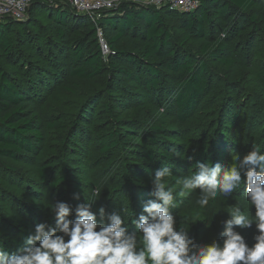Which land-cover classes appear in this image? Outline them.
Wrapping results in <instances>:
<instances>
[{
	"label": "rangeland",
	"instance_id": "374dc122",
	"mask_svg": "<svg viewBox=\"0 0 264 264\" xmlns=\"http://www.w3.org/2000/svg\"><path fill=\"white\" fill-rule=\"evenodd\" d=\"M173 11L178 14L181 12ZM32 16L35 24H27V14L21 21L25 23L15 27L13 34L18 36L15 45L20 53L37 62L43 60L34 55L37 49L40 51L39 45L48 40H51L50 45H54L56 36L53 25L43 11L35 10ZM211 16L216 18L215 13H211ZM164 20L174 43L179 45L187 37V32L166 14ZM239 22L241 25L235 27L237 32L231 43V50L224 55L225 58L234 60L231 67H226L218 59H209L203 55V37L190 34L183 49L176 47L179 54L190 53L197 60L207 63L213 86L206 103H201L196 112L184 122L176 117L172 97L171 100H166L165 106L160 105L156 100L144 97L137 85H131L127 81L124 82L125 85L135 94L130 101L131 108L119 109L116 119L111 116L101 118V101L92 97L84 106L82 104L89 95H95L104 88L108 71L91 80H80L68 75L67 68L64 69L65 60L60 65L63 72L56 71L58 78L49 79V88L44 93L40 92V98L36 101L43 122L56 123L54 128L45 130L41 151L37 155H23L18 161L0 157V244L3 248L9 253H15L24 246L27 238L22 242L20 240L24 236L28 237L35 224L46 221L54 225V216L49 209L56 201H65L70 207L92 202L91 211L97 214V220L100 219L97 210L101 206L106 214L115 211L125 221L128 231L136 233L137 239L142 240V234L135 228L133 221L141 213L144 202L152 198L150 176L154 175L156 169L165 166L172 171L167 187L174 191L175 207L170 211L175 217L177 229H188L189 234L201 244H210L214 239L219 241L221 236L217 237L213 233L212 225H219L222 231V221L228 215V210L240 207L242 213L253 220V227L240 230L241 234L249 245L253 244L256 234L255 209L245 194L243 177L241 186L230 196L224 197L218 193L203 208L197 203L201 195L200 189L185 190L187 195L184 197L176 195L182 187L176 184V180L193 174L196 161H219L227 168L236 162L237 156L243 157L253 148L259 147L261 153H264V87L258 83L256 76L258 72L264 71V35L255 34L253 26L246 19L239 18ZM82 27L80 25L75 30H65V42ZM23 28H27L32 34L24 36ZM218 32L216 29L214 35ZM26 37L35 38L36 44ZM0 60L15 76H22L25 66L17 63V59L6 61L0 53ZM46 62L45 60L43 63ZM170 82L175 83L172 79ZM89 105L92 109L89 117H86ZM123 118L134 119L141 124L139 133L145 145L137 146V140H131L136 143L121 145L110 153L100 155V164L92 166L87 173L72 167L74 161H70L61 146L65 136L70 138L76 130L85 128L91 133L90 147L98 155L95 145L100 137L114 130L123 132L120 123L115 122ZM96 123L98 125L93 128ZM155 126L165 130L164 134L156 135L161 136L165 142L159 139L156 144L149 143L155 134L147 133V129ZM126 138V141L130 140L129 134ZM170 147H178L182 157H177V151ZM147 148L155 150V161L145 158ZM165 151H172L169 154L175 155V159H163L160 154ZM44 162L57 164V169L48 181L41 183L38 168ZM60 175L69 180L56 186L54 190L49 189V183ZM126 183L129 184L128 187L125 186ZM66 188L73 191V198L66 197ZM96 189L101 191L98 198L93 197ZM35 214L37 217L32 218L31 215ZM20 242L23 243L22 246ZM17 244L19 246L16 247ZM15 247L17 249L13 250Z\"/></svg>",
	"mask_w": 264,
	"mask_h": 264
},
{
	"label": "trees",
	"instance_id": "16d2710c",
	"mask_svg": "<svg viewBox=\"0 0 264 264\" xmlns=\"http://www.w3.org/2000/svg\"><path fill=\"white\" fill-rule=\"evenodd\" d=\"M35 10H41L48 16L56 36L54 45H50L51 40H48L39 45L40 51L37 49L35 52L34 55L42 57V61L34 62L29 56L20 53L15 45L18 37L13 34L15 27L25 22L9 18L0 21L2 58L6 61L17 59V63L25 66L22 76L17 77L0 60V157L13 161H18L26 154L37 155L44 145L45 130L56 126L55 122H43L36 101L40 98V92L44 93L49 88V79L58 78L56 71L63 72L60 65H63L65 60L64 69L67 68L68 75L80 80H91L108 71L103 83L104 88L95 95H89L82 104L84 106L92 97L101 101V118L111 116L116 119L119 109L131 108L130 101L135 94L125 85L124 82L127 81L131 85H137L144 97L148 96L160 105L165 106L166 100L173 98L176 117L184 122L196 112L201 103H206L213 86L207 63L197 60L190 53L179 54L176 47L183 49V44L190 34L198 38L203 37V55L209 59H218L226 67H231L234 60L225 58L224 55L231 50V43L237 32L235 27L241 25L239 18L246 19L253 26L252 31L255 34L264 35V0H200L198 8L194 11L179 14L169 8L158 9L125 2L116 9L102 13L98 19V26L109 47V53L104 57L96 27L87 15L77 14L67 2H57L54 5L46 0H33L27 11V24L36 23L32 16ZM211 13H215L216 18H212ZM165 14L187 32V37L179 45L174 43L166 26ZM80 25L83 26L82 29L66 40V43L65 30H75ZM216 29L219 32L214 35ZM23 30L24 36L32 34L27 28ZM26 38L32 39L36 44L35 38ZM45 60L47 62L43 63ZM256 76L258 83L264 87V71L258 72ZM171 79L175 81L174 84L170 82ZM91 109L89 105L86 117H89ZM115 122L120 123L123 132L114 130L101 136L95 145L98 155L90 147L91 133L83 127L76 130L70 138H63L61 146L70 161H74L73 168L87 173L92 166L100 164V155L110 153L121 145L136 143L131 140H137V146L145 145L139 133L141 124L137 120L123 118ZM97 125L98 123L92 127ZM164 132L165 130L156 126L148 128L147 133L155 134L149 143L156 144L159 139L165 142L161 136H156ZM128 134L130 140L126 141ZM171 149L177 151V157L182 153L178 147ZM145 153V158L149 161L157 159L154 149L147 148ZM169 153L173 152L165 151L160 155L165 160L173 161L175 155ZM56 166L57 164L48 162L39 166L38 176L41 183L48 181L57 169ZM67 180L69 178L64 175L57 176L47 187L54 190ZM128 185L125 184L126 187ZM66 190V197L73 198V191L68 188ZM31 217L36 218L37 215ZM220 229L219 225H212V231L217 237L220 235ZM24 238L27 237H22L20 241ZM137 241L139 250L143 244L142 240ZM16 247L13 250H16Z\"/></svg>",
	"mask_w": 264,
	"mask_h": 264
},
{
	"label": "clouds",
	"instance_id": "9594fccd",
	"mask_svg": "<svg viewBox=\"0 0 264 264\" xmlns=\"http://www.w3.org/2000/svg\"><path fill=\"white\" fill-rule=\"evenodd\" d=\"M171 175L165 166L150 176L152 198L144 202L133 221L142 234L139 250L136 233L128 231L115 211L106 214L101 206L97 220L92 202L79 203L73 209L65 201H56L49 209L54 225L46 221L35 224L15 253L0 244V264H264V153L259 147L237 156L227 168L219 161H196L193 174L176 180L182 186L176 193L180 197L187 195L185 190L200 189L197 203L203 208L218 193L230 196L243 177L245 194L255 209L256 234L251 245L240 230L252 228L253 220L240 207L228 210L219 241L201 244L188 229H177L170 211L175 207L174 191L167 187ZM100 192L96 189L93 197L98 198Z\"/></svg>",
	"mask_w": 264,
	"mask_h": 264
},
{
	"label": "built area",
	"instance_id": "2783aa9c",
	"mask_svg": "<svg viewBox=\"0 0 264 264\" xmlns=\"http://www.w3.org/2000/svg\"><path fill=\"white\" fill-rule=\"evenodd\" d=\"M33 0H0V21L4 19L24 20L27 10ZM50 4L67 2L75 12L87 15L96 27L98 41L102 55L109 53L102 31L98 26V19L102 13L116 9L125 2L138 6L154 7L158 9L169 8L181 12H192L198 8L200 0H46Z\"/></svg>",
	"mask_w": 264,
	"mask_h": 264
}]
</instances>
